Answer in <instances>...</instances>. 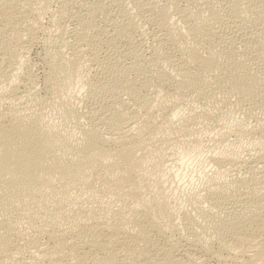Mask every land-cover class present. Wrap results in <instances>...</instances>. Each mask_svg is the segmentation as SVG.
I'll list each match as a JSON object with an SVG mask.
<instances>
[{
    "label": "bare ground",
    "instance_id": "6f19581e",
    "mask_svg": "<svg viewBox=\"0 0 264 264\" xmlns=\"http://www.w3.org/2000/svg\"><path fill=\"white\" fill-rule=\"evenodd\" d=\"M257 111L264 0H0V264H264Z\"/></svg>",
    "mask_w": 264,
    "mask_h": 264
},
{
    "label": "rangeland",
    "instance_id": "374dc122",
    "mask_svg": "<svg viewBox=\"0 0 264 264\" xmlns=\"http://www.w3.org/2000/svg\"><path fill=\"white\" fill-rule=\"evenodd\" d=\"M55 2V3H54ZM58 9V3L56 2V1H53L52 2V8H51V12H49V13H51V14H49V13H47L43 18H42V20H40L41 22V27L43 28V29H41L40 31H38V33H37V35H38V40L40 41H36V42H34L31 46H30V52H29V55H28V64H29V66L27 65V69L28 68H30L29 70L31 71H33V73L37 76V78H38V80H37V89H39V92H40V94L41 95H43V94H45V92H46V88H45V85H44V82H43V78H42V74H43V72H44V70H45V68L48 66V63H47V59H49L48 58V55H53V51H54V53L56 52L55 50H57L60 46H61V44H62V42H61V40L59 41V39H61L60 38V35H58V34H60V33H58L59 31H57L58 29H57V27H56V25H54L55 24V22H56V19H55V17H53L54 15V12L56 11ZM55 19V20H54ZM53 23V24H52ZM43 24V25H42ZM54 26V27H53ZM145 26V27H144ZM141 25V29H142V27H143V29L141 30V35H142V38H143V40H145L144 42H145V51H146V54H150V51L148 52V50L147 49H150V47H151V40H152V38H150L151 36L149 35V33H148V31H150V27L149 26H146V25ZM70 28L69 30H71L72 29V27H71V25L70 26H68L67 25V28ZM46 28V29H45ZM48 28V29H47ZM49 28H50V30H49ZM149 28V29H148ZM145 30V31H144ZM45 32H47V34L45 33ZM143 32V33H142ZM144 33H145V35H144ZM146 33H148V34H146ZM149 35V36H148ZM48 36V37H47ZM145 36V37H144ZM44 37H45V39H47V40H45L44 39ZM148 37V38H147ZM43 38V39H42ZM50 40V42L52 43V44H50V42H48ZM58 40V41H57ZM146 40H148L147 42L148 43H146ZM44 41H46L47 43H49L50 45H48L47 43H44ZM153 41V40H152ZM57 42V43H56ZM151 42V43H150ZM56 43V44H55ZM43 44V45H42ZM47 44V45H46ZM53 44L55 45V48H54V46H53ZM149 45V47L148 46H146V45ZM52 45V46H51ZM50 49V47H51V50H50V52L48 51L49 49L47 48V47ZM59 46V47H58ZM53 47V48H52ZM148 47V48H147ZM147 48V49H146ZM48 49V50H47ZM54 49V50H53ZM44 50V51H43ZM58 51V50H57ZM45 59H46V61H45ZM47 64V65H46ZM33 65V66H32ZM36 69V70H35ZM24 71H25V69H24ZM38 71V72H37ZM91 74H93V72H91ZM168 99H163V101H162V104H169V102L171 103V100L169 101H167ZM166 101V102H165ZM226 110V109H225ZM229 111H231L230 113H229ZM229 111L228 112H225L227 115H229V116H225V118H228V117H230V115L232 116V115H234L235 114V112L233 111V110H230L229 109ZM233 111V112H232ZM257 119H264V113L262 112H260V111H257ZM259 116V117H258ZM224 118V116H223V118L222 119H220V118H214L211 122H212V125H213V133L211 132V133H209V134H207L208 136L206 137V139L207 140H209L212 136H216L217 135V133L220 131V126L221 125H219V123L220 124H223L224 122H225V120H227V119H225ZM220 119V120H219ZM223 119H225L224 121H223ZM257 119L256 118H254V117H252V118H250L249 120H251L250 122L251 123H256L257 122ZM219 122V123H218ZM216 125V126H215ZM219 125V126H218ZM215 126V127H214ZM216 133V134H215ZM210 135H211V137H210ZM209 138V139H208ZM211 139H213V137L211 138ZM210 139V140H211ZM211 142H209V144H210ZM244 155V154H243ZM207 164V165H206ZM208 164H209V166H208ZM205 166H207V169L209 170L210 168H212V165L209 163V162H207V163H205ZM237 175L235 174V171H234V174H232V177L234 178V177H236ZM181 193V192H180ZM180 193H178V194H180ZM183 197L184 196V192H182V194H180L179 196H176V197ZM181 197V198H182ZM185 232V231H184ZM183 232V233H184ZM182 233V236L185 234H183ZM182 241V240H181Z\"/></svg>",
    "mask_w": 264,
    "mask_h": 264
}]
</instances>
